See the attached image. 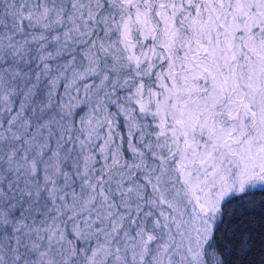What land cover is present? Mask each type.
Segmentation results:
<instances>
[{
    "label": "snow or ice",
    "instance_id": "snow-or-ice-1",
    "mask_svg": "<svg viewBox=\"0 0 264 264\" xmlns=\"http://www.w3.org/2000/svg\"><path fill=\"white\" fill-rule=\"evenodd\" d=\"M0 264H264V0H0Z\"/></svg>",
    "mask_w": 264,
    "mask_h": 264
}]
</instances>
